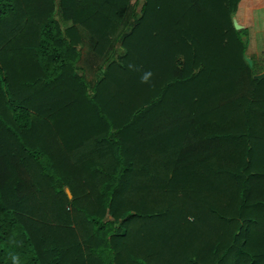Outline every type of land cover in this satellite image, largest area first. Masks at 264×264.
<instances>
[{
  "label": "trees",
  "instance_id": "obj_1",
  "mask_svg": "<svg viewBox=\"0 0 264 264\" xmlns=\"http://www.w3.org/2000/svg\"><path fill=\"white\" fill-rule=\"evenodd\" d=\"M240 1L0 0V264H264ZM80 26L109 53L93 86Z\"/></svg>",
  "mask_w": 264,
  "mask_h": 264
},
{
  "label": "crops",
  "instance_id": "obj_2",
  "mask_svg": "<svg viewBox=\"0 0 264 264\" xmlns=\"http://www.w3.org/2000/svg\"><path fill=\"white\" fill-rule=\"evenodd\" d=\"M242 27L249 32L248 56L264 55V0H241L235 13Z\"/></svg>",
  "mask_w": 264,
  "mask_h": 264
},
{
  "label": "rangeland",
  "instance_id": "obj_3",
  "mask_svg": "<svg viewBox=\"0 0 264 264\" xmlns=\"http://www.w3.org/2000/svg\"><path fill=\"white\" fill-rule=\"evenodd\" d=\"M79 28L83 42L78 46L81 51V57L76 66L78 72L85 77L89 85L93 86L100 78V72L104 69L109 53L103 56L96 54L94 51V38L83 27L80 26Z\"/></svg>",
  "mask_w": 264,
  "mask_h": 264
},
{
  "label": "clouds",
  "instance_id": "obj_4",
  "mask_svg": "<svg viewBox=\"0 0 264 264\" xmlns=\"http://www.w3.org/2000/svg\"><path fill=\"white\" fill-rule=\"evenodd\" d=\"M128 67L130 69H134V70H138L136 69V66L135 65H132V64H129ZM152 72L151 71H147V72H144L142 75H141V83H148L150 81V78L152 77ZM13 264H19V257L17 256H14L13 258Z\"/></svg>",
  "mask_w": 264,
  "mask_h": 264
},
{
  "label": "water",
  "instance_id": "obj_5",
  "mask_svg": "<svg viewBox=\"0 0 264 264\" xmlns=\"http://www.w3.org/2000/svg\"><path fill=\"white\" fill-rule=\"evenodd\" d=\"M233 22H234V25H235L236 29H240V28H242V25L239 23V21H238V19H237L236 16L233 17ZM246 60L249 62V64H250L251 66L253 65V60L251 59V57L247 56V57H246ZM261 75H263V74H257V75H255L254 77L257 78V77H260ZM70 196H71V194H70Z\"/></svg>",
  "mask_w": 264,
  "mask_h": 264
}]
</instances>
